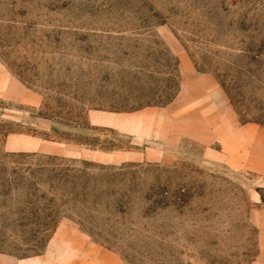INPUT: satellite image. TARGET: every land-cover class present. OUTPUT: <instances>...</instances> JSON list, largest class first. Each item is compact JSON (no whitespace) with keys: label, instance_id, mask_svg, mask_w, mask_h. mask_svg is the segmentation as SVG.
Here are the masks:
<instances>
[{"label":"rangeland","instance_id":"obj_1","mask_svg":"<svg viewBox=\"0 0 264 264\" xmlns=\"http://www.w3.org/2000/svg\"><path fill=\"white\" fill-rule=\"evenodd\" d=\"M264 0H0V264H264Z\"/></svg>","mask_w":264,"mask_h":264},{"label":"water","instance_id":"obj_2","mask_svg":"<svg viewBox=\"0 0 264 264\" xmlns=\"http://www.w3.org/2000/svg\"><path fill=\"white\" fill-rule=\"evenodd\" d=\"M260 193H261V195H262V197L264 199V188L260 190Z\"/></svg>","mask_w":264,"mask_h":264}]
</instances>
